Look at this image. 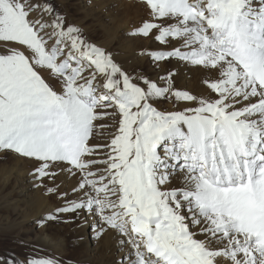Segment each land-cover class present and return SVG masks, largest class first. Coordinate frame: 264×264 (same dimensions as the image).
Here are the masks:
<instances>
[{"label": "snow or ice", "instance_id": "obj_1", "mask_svg": "<svg viewBox=\"0 0 264 264\" xmlns=\"http://www.w3.org/2000/svg\"><path fill=\"white\" fill-rule=\"evenodd\" d=\"M142 2L150 18L131 35L165 46L144 54L216 72L204 81L215 98L175 89L172 73L134 82L50 0H0V150L37 160L41 183L60 165L79 174L72 199L47 187L63 204L44 219L98 215L97 238L107 227L126 238V264H264V0ZM160 98L196 106L161 111ZM107 116L115 134L90 144ZM0 264L62 262L34 252Z\"/></svg>", "mask_w": 264, "mask_h": 264}, {"label": "rangeland", "instance_id": "obj_2", "mask_svg": "<svg viewBox=\"0 0 264 264\" xmlns=\"http://www.w3.org/2000/svg\"><path fill=\"white\" fill-rule=\"evenodd\" d=\"M86 1L88 4H91V6L100 7L99 4L103 0ZM105 1L107 5L102 8V10L93 12L94 15H89L88 17L86 16L87 10H83L81 5L83 0H50L53 7L66 17L68 23L77 25L82 29L83 35L87 40L101 47L107 53H110L114 61L130 75L134 82H138L137 77L143 75L150 80L157 81L160 86H164L165 80L163 78L168 76L169 73H172L171 83L173 87L175 89L188 91L180 86L176 77L177 72L173 73V71L170 70V60L173 58L164 61L153 60L152 62H149L148 60L151 59V57L144 54L148 50L162 49L165 47L164 45H161L150 37L145 38L142 36L131 35L135 27L139 26L144 20L150 18L148 6L143 3L142 0ZM104 10L118 14V16L122 19V23L124 22L129 27V31L127 33L129 37L127 35H122L118 30H108L111 25L109 20L103 18L102 11ZM37 15L38 12H32L30 18H36ZM99 22L104 24L103 27L99 24ZM141 57H145V60L146 58L149 59L140 62L138 60ZM125 60L130 62L123 64L122 61ZM160 64L163 65L162 68L159 66ZM150 65L153 68H160L162 74L155 77L151 71ZM186 65L191 71L188 79L193 89V92H188L195 96L197 94V97L204 96L205 98H215L216 94L210 89V87H208L207 84L204 83V81L216 79L217 73L214 71H207L205 69L199 70V66H193L190 64ZM38 71L42 77L54 87V89L57 91L60 90V81L51 76L49 70L41 68L38 69ZM194 89H196L197 92H195ZM152 102L154 106L161 111H179L184 109L180 106L184 103V101L177 102L174 98L154 99ZM118 119V116H110V118H103L94 122L97 127L94 129V136L90 140V144L96 145L109 143L112 135L115 134L116 129L118 128ZM15 164L20 165V170L15 173L20 174L27 172L28 174L35 176L34 169L38 167L37 160L19 155L11 150H0V168L6 167L7 169L9 167H15ZM59 167L65 170L58 171L54 181L45 178L43 183H41L36 179V182L38 183L36 184L37 186H30L28 183L29 181H25L21 176V179L19 178L16 180L17 184L14 187L11 186L9 188L12 189V191L9 194L7 193V196L0 194V257L15 255L17 258H21L35 252L38 255L53 256L57 260L61 261L62 264H103L101 260L88 258L83 252L84 247L77 241L75 242L74 237H72L74 231L79 227L78 224L81 221V215L84 212L83 210L80 211L79 214H60V218L55 220L44 219V222L37 226H35L37 223L36 221L29 222L28 224L26 222H22L27 214L33 213V211L40 208L42 205L53 207L52 209H55L63 204V201L58 198L57 195L47 192V187H58L60 192H67L69 194V199L74 198L71 189L76 186L77 181L80 178L79 174H70L66 170L65 165H60ZM15 173L14 175H16ZM63 177L67 179L68 184L63 183ZM72 182L74 184H72ZM25 188L29 189L28 196H20V193ZM39 197L42 202L36 206L38 201L36 198ZM5 227H7V229ZM3 230H7V232L5 233ZM24 231L25 234H23ZM42 231L51 235L58 234L61 238H63L64 244L61 254L55 253L54 251H48L42 247L38 248L34 246L33 243L35 242V235L37 236V234L42 233ZM90 231L91 230L88 229L87 233ZM107 257L108 259L110 257L109 261L112 257L115 259L114 255H109Z\"/></svg>", "mask_w": 264, "mask_h": 264}, {"label": "bare ground", "instance_id": "obj_3", "mask_svg": "<svg viewBox=\"0 0 264 264\" xmlns=\"http://www.w3.org/2000/svg\"><path fill=\"white\" fill-rule=\"evenodd\" d=\"M81 5L83 7V10H87L86 16L89 17V15H94L93 12H98V10H102V8H104L107 4H106V1L103 0L99 4L100 7H97V6L95 7V6H91V4H88V2L86 0H83ZM102 14H103L104 19L109 20V23L111 25V27L108 28L109 31L118 30V31H120V33L122 35H125V36L127 35L128 31H129V27L124 22L122 23V19L118 16L117 13L110 12L108 10H104V11H102ZM120 20H121V22H120ZM99 24L102 27L104 25L100 22H99ZM144 58L141 57L138 61L141 62L143 60L146 61L147 59H149V58H146V60H145ZM148 61L152 62L153 59L151 58ZM170 61H171L170 62V65H171L170 70H172L173 73L177 72L176 77L180 83V86L182 88L187 89L190 93L193 92L192 85L188 79L189 75L191 74L189 67L186 65V63L179 61L175 58L171 59ZM129 62L130 61H126V60L122 61L123 64L129 63ZM159 66H161V68H162L163 65L160 64ZM150 68H151L152 73L155 75V77L162 74V72L160 71V68H153V67H151V65H150ZM203 69L204 68L199 67V70H203ZM55 85H56V83H55ZM194 91L197 92L196 89H194ZM196 96H197V94H196ZM200 97H204V96H200ZM180 106L182 108L195 107V103L194 102H184ZM109 111H111V109ZM104 118H110V116H107ZM19 170H20V165H16V164H15V167H9L7 169H6V167L0 168V194L1 195L7 196V193L9 194L12 191V189H9V188L11 186L14 187L17 184L16 180H18L21 176L23 177V179L25 181L26 180L29 181L28 183L30 184V186L31 185L35 186L36 184H38L36 182V179L34 178L35 176L30 175L27 172L26 173L23 172L20 174L15 173ZM14 173L16 175H14ZM62 179H63V183H67V179L65 177H63ZM72 184H74V183L72 182ZM66 188H68V187H66ZM28 194H29V189L25 188L20 193V196L27 197ZM36 199L38 200L36 203V206H37L42 201H41L40 197L36 198ZM52 208L53 207L42 205V206H40V208L33 211V213L27 214V216L22 220V222L23 223L26 222L28 224L29 222L36 221L37 223L35 224V226H37L40 224L41 220H44L47 213L52 212L54 210ZM81 216H82L81 221L78 224L79 227L74 231L72 237H74L75 242L77 241L79 244H81L84 247L83 252L85 253V255L88 258L93 259V260H101L103 264H126V262L124 260H122V257H124V255L127 252H129L130 246L128 243L127 244H125V243L121 244V241L125 240L126 238L124 236H122L117 229H113L111 227H107L106 230L103 232V234L101 236H99V238H97L95 233L98 231L99 227H103V225L101 224L99 216L95 215V214H91L88 211H84ZM5 228L7 229V227H5ZM88 229H90L91 231L87 233ZM192 230L196 231L195 228H193ZM25 231H27V230H25ZM25 231L23 232V234H25ZM3 232L6 233L7 230H3ZM20 233H22V232H20ZM198 238L203 239L202 236H200ZM33 244L35 247H38V248L42 247L48 251H51V252L54 251L55 253L61 254V252L63 250V244L64 243H63V238H61L58 234L51 235L45 231H42V233L37 234V236L35 235V242ZM109 255H112V256L114 255L115 259L112 257L111 260L109 261L110 257H109V259L107 257ZM55 256H57V255H55Z\"/></svg>", "mask_w": 264, "mask_h": 264}]
</instances>
